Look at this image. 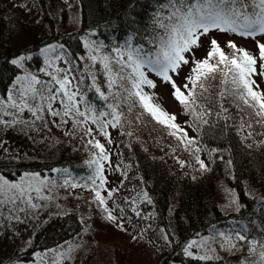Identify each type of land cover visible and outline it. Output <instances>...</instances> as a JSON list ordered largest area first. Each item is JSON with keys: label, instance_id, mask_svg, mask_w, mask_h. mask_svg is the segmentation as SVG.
<instances>
[{"label": "trees", "instance_id": "obj_1", "mask_svg": "<svg viewBox=\"0 0 264 264\" xmlns=\"http://www.w3.org/2000/svg\"><path fill=\"white\" fill-rule=\"evenodd\" d=\"M28 3L30 5L16 14L0 6V97H6L16 76L21 75L24 69L33 72L40 79H49L39 73L44 59L40 50L47 45H62L63 52L58 47L56 54L73 59L75 67L85 72V83L81 87L86 93V99L98 108L107 110L106 102L98 98L94 89L89 88L92 81L87 70L96 73L97 84L108 94L102 68L97 65L94 69H89L91 61L88 60L86 42L102 44V52L112 55L114 47L124 46L131 38L134 46L143 45L147 51L153 47L148 44L146 37L152 32V13L157 0H29ZM73 20L74 27L71 26ZM230 52L229 49L227 53ZM19 55L31 57L24 61L26 68H19L11 63ZM67 66L64 61L60 65ZM221 79V74L217 73L205 81L206 91L199 87L195 89L199 97L198 105L211 109L212 112L204 117L209 123L203 126L197 120L194 124L191 114L196 133L191 145H199L197 149L205 153L208 161L205 170L208 176H213V179L203 184L181 176L189 167L187 163H196L200 167L196 160L197 154L191 151L195 147L181 144L175 136L169 134V129L156 123L138 103L132 106L131 111L127 104L120 109L123 115L115 143L121 164L119 168L124 170L122 177L128 178L131 184L126 183L125 187L121 184L116 190L123 213L128 215L127 219L118 218L117 222L122 227L128 225V232L125 234L128 239H137L136 249L141 255V264H146L145 250L148 246L140 241V226H143L141 215L144 209L150 210L157 229L163 227L166 231L167 239L160 264H242L249 255L247 245L234 241L240 245L239 250L231 249L228 244L223 243L219 234L223 232L229 235L233 234V230H244L249 239H264V124L256 123V118L249 120L245 115L248 111L242 105L238 106L231 97L221 99L220 93L225 88ZM211 99L218 101L219 106ZM221 106L227 108V111L220 110ZM185 112L190 114L186 109ZM20 119L31 122L34 118L26 112L20 115ZM46 120L47 126L42 121H36L29 127H14L33 144L44 146L47 156L40 158L37 153L32 154L34 157L15 158L5 163L0 161V175L14 181L23 173H35L65 188L63 180L91 184L94 166H90L89 161L98 150L88 145L87 141L93 137L85 135L80 128L74 129L71 122L61 124L59 118L53 122L49 116ZM248 123H251V128L247 126ZM241 124L244 126L241 127ZM20 141L26 143L25 140ZM221 162L224 164L218 166L217 163ZM226 165L230 173L218 178L222 167L228 171ZM213 180L222 185L227 181L230 183L229 186L225 185L226 189L232 191L236 201L235 204L232 203V209L224 210L226 200L221 192L218 204L219 192L215 191ZM134 183L137 185L134 186ZM134 187L136 192L142 191L143 195H134ZM73 193L58 199L51 196L47 199L46 209L51 207L50 211L54 212L43 218V223L33 234L32 242L18 255L19 259L31 260L35 251L61 243L68 242L79 247L84 243L86 236L81 233L75 214L82 211L87 200L75 202ZM93 193L89 190L84 195L92 197ZM145 193L147 200L144 199ZM131 198L141 202L137 211L130 204L133 200ZM100 212L105 213L103 210ZM97 220L99 223L106 221L117 229L116 232L122 233V227L112 224L104 217L100 218L97 213H92L91 218L86 219L87 225H83V232L93 235L98 230ZM204 240L210 242L212 251L201 252L199 245ZM193 241L197 242V246L189 249L193 255L188 256L184 253V248ZM133 242L130 241L129 246ZM80 251L82 264H86L85 258L90 262L89 246ZM114 252L112 261L107 259L101 264H138L137 259L130 261L126 257V251L122 247H116ZM206 253L213 258L197 259ZM150 263L151 260H147V264Z\"/></svg>", "mask_w": 264, "mask_h": 264}, {"label": "snow or ice", "instance_id": "obj_2", "mask_svg": "<svg viewBox=\"0 0 264 264\" xmlns=\"http://www.w3.org/2000/svg\"><path fill=\"white\" fill-rule=\"evenodd\" d=\"M212 31L256 40L258 55L238 47L232 40L226 45L231 52L226 53L213 38L209 42L206 57L191 61L194 67L191 74L185 78L187 83L183 86L177 85L173 75L179 74L182 65L190 63L186 54L194 55L193 50L200 47L201 37L208 36ZM257 37L264 39V0H157L152 13V32L146 37L148 44L153 47L147 51L143 45L134 46L131 38L124 46L114 47L111 50L112 55L102 52V44L86 42L88 60L91 61L89 69H94L97 65L102 68L108 94L106 95L97 84V75L91 70H87L92 81L89 88L94 89L98 98L106 102L107 110L98 108L86 99V93L81 87L85 83V72L75 67L73 59L56 54L58 47L60 52H63V46L50 45L40 50L44 56L45 67L39 69V72L49 79H40L31 73L17 75L6 99H0V125L4 128L16 125L29 127L36 121H42L47 126L46 117L50 116L58 117L61 124L71 122L74 129H82L87 136H92L93 132L92 128L87 127L90 123L96 126L100 135L107 137L109 126L115 128L121 123V107L127 104L131 111L132 106L138 103L156 123L169 129V134L175 136L181 144L191 145L193 139L175 123L176 116L163 110L154 102L153 95L144 90L145 87H156L148 73H155L163 82L171 85L175 100L193 115L200 126L209 123L204 117L212 112L211 109L198 105L199 97L195 89L199 87L206 91L205 81L220 73L221 83L225 85L224 91L220 93L221 99L227 100L231 97L238 106L242 105L244 109L251 110L245 112L249 120L256 118V123L264 124V91L259 89L254 79L255 76L264 77V42L256 39ZM29 59L30 56L19 55L18 58L12 59L11 63L23 68L24 61ZM56 61H64L68 66L57 67ZM109 100L111 102H108ZM221 109L227 111L223 106ZM26 112L34 118L31 122L20 119V115ZM243 126L241 124V127ZM247 126L252 127L251 123ZM108 142L111 143V140ZM87 144L98 150L89 161V165L94 166V174L90 177L94 200L107 214V220L116 221L117 217L109 211L105 197L99 191V186L106 183L103 162L108 161L109 156L104 145L98 140L89 139ZM196 160L204 170L206 166L198 155ZM64 183L67 185L69 182L65 180ZM52 184V181L42 179L35 173H25L14 181L0 175V208L7 207L10 213L8 220L14 219L23 223L21 217L14 213H27L42 207L43 205L36 201L50 199L45 190H49ZM76 186L71 185L73 188ZM107 195L111 197L112 192L108 191ZM144 199H148L147 193L144 194ZM232 203H236L235 199ZM117 226L122 227L119 224ZM219 235L223 238V243L228 244L231 249L239 250L240 245L236 242L247 245L249 255L242 264H264V239H249L244 230H233V234L229 235L221 232ZM201 244L207 245V241H202ZM194 246H197L196 241L189 243L184 248V253L192 256L193 253L189 249ZM50 251L53 252L50 264H61L62 259L70 258L73 248L69 245L67 251ZM208 251L212 250L209 248ZM212 258L207 253L197 257L200 260ZM42 264L48 262L42 261Z\"/></svg>", "mask_w": 264, "mask_h": 264}, {"label": "rangeland", "instance_id": "obj_3", "mask_svg": "<svg viewBox=\"0 0 264 264\" xmlns=\"http://www.w3.org/2000/svg\"><path fill=\"white\" fill-rule=\"evenodd\" d=\"M0 1H1L0 6L5 7L8 12L14 14L20 12L23 9V7L30 5L28 3L29 0H0ZM71 26L74 27V20L72 21ZM213 38H215L219 42L221 48L226 53L229 51V49L226 47L227 42L229 40H232L238 45V47L249 51L253 55H258L256 40L251 38H243L234 35L232 33H221L218 31H212L208 34V36L201 37L200 47L193 50L194 55L192 53L186 54L190 60V63L187 65H182L179 70V74L173 75V79L176 81L177 85L183 86L185 83H187L185 78L191 74V70L194 67V64L191 61L202 60L206 57L207 51L209 50L210 47L209 42ZM256 39H260L261 42H264V39H261L260 37H257ZM49 46L50 45H47L46 47ZM55 63L57 67L63 65V61H56ZM42 65L43 67H45L44 59ZM23 68H26V65H24ZM26 73H31V71L24 69L21 75H24ZM31 74H33V72ZM148 76L150 79L154 81L156 87L154 89L145 87L144 90L153 95L154 102L160 105V107L163 110L167 111L169 114L175 115L176 116L175 123L187 132L189 138H192L194 140L196 137V133L194 132V128H193L194 125L192 124L193 117L191 114L187 115L184 107L181 104H179L178 101L175 100L174 96L172 95L171 85L163 82L158 76L155 75V73H148ZM254 79L256 81V84L259 86V89L261 91H264V77L255 76ZM0 99H6V97H0ZM211 101L214 102L217 106H219L218 101L212 99ZM246 110L248 112L251 111L250 109H246ZM49 118L52 120L55 119V122L58 119V118H52L50 116ZM5 119H9V118L5 117ZM194 124H195V120H194ZM159 125L163 126L161 124ZM89 127L93 129L92 137L104 145L106 153L109 156V160L103 162L104 163L103 174L105 176L106 183L103 186H99V191L101 192V195L105 197L106 206L108 207L109 211H111L113 215L117 217V219L119 218V220L127 219L128 215L123 213L124 210L121 211L123 207L122 204L120 203V197L116 191L119 188V185L121 184L123 187H125L126 183L131 184L130 181L128 182V178L125 177L124 179L122 177V174H124V170L119 168L120 162L117 156V149H116L117 147L115 143V137L119 130V125H117L115 128L109 126V128L107 129L108 132L107 137L100 135L99 132L96 130L95 125L89 123ZM109 139L111 140V143L108 142ZM20 140H25L26 143ZM198 146L199 145L197 144L191 145V147L193 148L195 147L196 149L198 148ZM45 149L44 146H38L30 142L23 135H21L20 132L15 127L4 128L3 125H0V150H2L0 152L1 162L4 163L10 162L12 159L15 158L34 157L35 155L32 154H37V153H39L40 158H44L45 155L47 156V153H44ZM196 149H191V151L196 153L200 157V160L206 163L207 157L205 153L201 149L197 152ZM182 161L184 162V160ZM222 163L224 164V162L217 164L218 166H220ZM187 165L189 167L186 168V171H184L181 176L190 177L191 179H195L202 184L205 181L207 182L208 180L213 179V176H208L207 171L205 169L202 170L196 163L194 164L187 163ZM207 165H208V161L205 164V166ZM227 168L228 171L226 170V168L223 167L221 168L220 175L218 176V178L226 177L230 173V169L228 166ZM24 174L25 173H23L21 176H23ZM41 178L42 179L46 178L48 180L47 177L44 178L41 177ZM18 179L19 178H17L16 180ZM68 182L69 183L66 185V188L57 185L56 182H53L50 189L45 190V194L54 197L55 199H58L60 197L69 195L74 192L73 194L75 195V202L80 203L83 202L84 200H87L86 204L82 208V211L79 214L78 213L75 214L76 218L79 221V228L81 229V233L86 236V240L84 241V243L80 247L77 245L73 246L71 243L68 242H67L68 244L61 243L52 248L35 251L31 260H21L18 258V255L22 253V251H24L25 248H27L28 244L32 242L33 234L40 226V224L43 223L42 222L43 218L48 216V214L53 213L54 210L50 211L51 207L46 209L47 207L46 205L48 203L47 200L36 201L37 203H40L43 206L37 210H32L27 213H14V215H19L21 217L23 223H20L14 219L13 220L7 219V217L10 215V213L7 210V207L0 208V213H2V215H0V264H42V261H46L48 262V264H50L53 256V252L50 250L56 249L59 251H67L69 245L72 246L74 251L70 253V258L62 259L61 264H82V257L80 250L87 245L90 248V256H89L90 262L85 258L86 264L89 263L101 264L103 261L107 259L108 260L110 259L112 261L113 257L115 256L114 250L116 249V247L118 248L122 247L126 251V257H129L130 261H134L135 259H137L138 261L137 263L141 264L143 262L140 259L141 255L139 254V251L136 249L135 241L137 239L132 240V238L128 239V237L125 236V234H127L128 232V225L123 226L120 230L122 233H120V232H116L117 229L111 227V225L108 224L106 221L104 222V220H102L99 223V220H97V222L99 223L98 230L93 235H91L90 233L88 234V232L86 231L83 232L85 230V227L83 225L87 223L86 219L91 218L92 213H97L100 218L102 217L105 218L107 214L106 213L102 214L100 212L102 208H100L101 206L99 205V203L94 200L93 197L94 193L92 197L91 195L90 196L84 195L87 191L92 190L93 186L91 184H87L88 186L87 188L84 187V184L82 183H72L70 181ZM97 183L99 184V180H97ZM72 184H76L77 186L73 188L71 187ZM225 184L229 186L230 183L227 181ZM225 184L222 185L220 183H216L215 180H213V186L215 187V191L219 192V198L217 199L218 204L219 201L221 200L220 198V192H221V195H224L226 200V205L224 210H229L234 207L232 205L233 195L230 189H226L227 186ZM135 185H137V183H134V186ZM108 191L112 192L111 197H108L107 195ZM134 195L140 196L143 195V192L142 191L136 192L134 187ZM126 198H128V195H126ZM131 199L133 200L130 201V204L132 205L134 211H137V207L141 205V202L135 200L134 198ZM219 206L220 208H222V205ZM83 211H86V213H82ZM141 216H142L141 224L143 226H140V230H141L140 234H142V238L140 239V241L142 240L148 245L147 249L145 250V255L147 256L145 263L147 264V260H151L150 264H160L164 252L163 248H164V242L166 240L165 239L166 231L163 227L157 229L158 226L156 225L153 217H151V212L149 209H144ZM110 222L115 225L118 224L117 220ZM95 237L98 239H94ZM130 241H134L133 245L131 246H129ZM199 246L201 247L200 248L201 252L205 253L210 248V242L207 240V245H203L200 243ZM167 248H169V246ZM103 257L105 258L103 259Z\"/></svg>", "mask_w": 264, "mask_h": 264}]
</instances>
